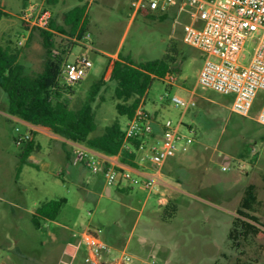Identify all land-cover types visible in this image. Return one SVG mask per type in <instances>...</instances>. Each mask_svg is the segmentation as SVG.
<instances>
[{
	"label": "rangeland",
	"instance_id": "374dc122",
	"mask_svg": "<svg viewBox=\"0 0 264 264\" xmlns=\"http://www.w3.org/2000/svg\"><path fill=\"white\" fill-rule=\"evenodd\" d=\"M130 2L0 0V46L17 52L29 74L41 69L44 49L37 28L32 27L27 37L20 18L23 9L29 3L43 4L61 23L64 12L75 4L85 5V36L78 39L58 33L55 39L69 49V60L83 55L92 63L86 76L72 85V104L83 100L103 75L104 83L92 101L97 132L116 118L125 127V116L115 107L114 82L109 79L117 55L110 54L140 62L160 58L174 44L178 52L172 65L173 84L154 78L143 105L161 128L170 120L172 127L178 125L180 133L192 139L179 143L160 168L161 181L152 188L108 185L86 165L80 175L68 176L59 171L72 160L70 145L53 132L8 114L6 94L0 89V264H83L82 234L87 229L97 230L101 239L125 249L136 264L141 259L146 264H236L237 258L264 264V237L251 238L239 249L228 239L232 218L250 183L261 201L254 213L264 221V125L255 119L264 90H258L248 116L233 112L231 95L197 83L204 55L183 41L190 8L177 4L133 15ZM254 45L252 38L246 40L243 64L250 60ZM174 95L191 98L194 104L177 106ZM29 141L32 151L20 166ZM171 166L176 170L169 173ZM61 198L65 202L57 216L39 217L35 225V208ZM168 199L178 209L163 219Z\"/></svg>",
	"mask_w": 264,
	"mask_h": 264
},
{
	"label": "built area",
	"instance_id": "2783aa9c",
	"mask_svg": "<svg viewBox=\"0 0 264 264\" xmlns=\"http://www.w3.org/2000/svg\"><path fill=\"white\" fill-rule=\"evenodd\" d=\"M177 4L190 8V21L184 26L183 41L200 49L204 55L197 83L231 95V110L248 116L258 90H264V0H131L130 7L134 15L142 9L165 10ZM20 18L30 27L47 29L52 12L43 4L29 3ZM250 38L255 42L253 53L250 60L243 64L242 50ZM91 65V61L83 55L73 60L66 58L60 65L58 77L73 85L86 76ZM165 80L173 84L175 77L169 73ZM172 101L185 108L194 104L193 99L185 100L177 95L172 97ZM255 119L264 125V101ZM135 138L140 139L136 150L139 152L138 160H147L155 167L154 172L144 177L134 176L131 170L112 164L108 155L83 143L63 140L71 147L73 161L83 163L93 173H100L108 185L129 182L145 188H152L161 181L160 167L176 153L179 143L192 140L180 133L178 125L172 127L170 120L157 133L154 117L144 108L143 99L124 127L123 148L130 150L131 141ZM226 168L223 166V169ZM82 240L86 246L83 264L137 262L125 249H117L101 239L97 230L87 229L82 234ZM140 264H146V260L141 259Z\"/></svg>",
	"mask_w": 264,
	"mask_h": 264
},
{
	"label": "trees",
	"instance_id": "16d2710c",
	"mask_svg": "<svg viewBox=\"0 0 264 264\" xmlns=\"http://www.w3.org/2000/svg\"><path fill=\"white\" fill-rule=\"evenodd\" d=\"M147 10L149 9L140 11ZM24 25L28 26L26 22ZM86 28V7L83 4L74 5L64 12L61 23H57L52 17L47 29L37 28L42 38L44 54L41 69L34 74L25 71L17 52L0 46V89L6 94V111L32 125L48 128L63 139L83 143L108 156L119 155L122 163L133 166L140 139L131 141L130 150L123 148L124 127L119 119H114L101 132H97L92 101L104 83L103 75L92 83L86 97L74 104L70 100L75 93L73 86L58 77L60 65L67 58L69 49L56 41V34L81 39L85 36ZM177 52L172 44L160 58L140 62L121 58L120 53H117L109 79L114 82V96L117 100L115 107L119 115L125 116V125L145 96L151 81L156 77L165 79L172 72ZM31 151L32 144L29 141L23 149L20 166L26 162ZM64 202L65 199L61 198L41 203L35 208L32 221L38 225L39 217L54 219ZM260 202L256 186L248 184L228 232V239L233 247L239 249L251 238L264 237V221L254 213ZM163 207V219L171 218L178 209L172 199H168ZM236 264L256 263L237 258Z\"/></svg>",
	"mask_w": 264,
	"mask_h": 264
},
{
	"label": "crops",
	"instance_id": "0c3cea01",
	"mask_svg": "<svg viewBox=\"0 0 264 264\" xmlns=\"http://www.w3.org/2000/svg\"><path fill=\"white\" fill-rule=\"evenodd\" d=\"M42 1L43 2H47V0H42ZM52 1L55 2V1H59V0H52ZM61 1H63V2L65 1L66 2L67 0H61ZM75 5H78V4H75ZM52 17L56 19V14H54L53 12H52ZM25 27H26L27 32H28V34H27V37H28V36L31 35L32 27H30L29 25H28V27L27 26H25ZM110 55L114 56V55H117V53L115 52V53H112ZM153 117H154V129H155V131L157 133H160L161 132V125H160V123L155 122L156 116L153 115ZM28 124H30V123H28ZM33 126H36V125H33ZM42 128H45V127H42ZM46 129L48 131H50L48 128H45V130ZM53 135L55 137H57V138L59 137L58 135H56L54 133H53ZM58 155H59V153H58ZM138 155H139V152H136L135 153V158L133 159V162L135 163V165H133V166L125 164V163H122L120 161V159H119V155L109 156V158H110L112 164H114V165H116L118 167L120 166V167H123L125 169L131 170L132 175H134V176L144 177L145 175L154 172L155 171V167L147 160L144 161V162L139 161L138 158H137ZM164 163H163V165H164ZM163 165L160 168H163ZM83 166H85L83 163L75 162V161H73V158H72V160L68 163V165L64 166V168H62L61 171L63 172V174L65 173L68 176H72V177L73 176H78V175L81 174ZM172 170H176V168L171 166L166 171L169 172V171H172ZM95 174H100V173H95ZM160 175H161V172H160ZM129 184H130L129 182H121L120 184L117 185V187L121 188V189H124V188H127ZM165 184L167 185V187L172 188V186L170 184H168L167 182H165ZM160 198L161 197H159L158 200H160ZM159 203H160V201H159ZM160 205H161V203H160ZM106 242H108L110 245L113 246V244L111 242H109V240H106ZM113 247H115V246H113Z\"/></svg>",
	"mask_w": 264,
	"mask_h": 264
}]
</instances>
